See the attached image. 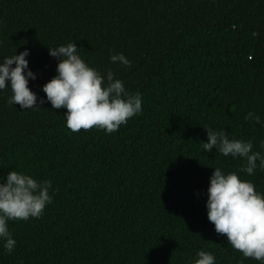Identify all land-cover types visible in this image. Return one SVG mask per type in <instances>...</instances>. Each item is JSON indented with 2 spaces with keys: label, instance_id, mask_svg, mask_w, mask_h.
Instances as JSON below:
<instances>
[{
  "label": "trees",
  "instance_id": "1",
  "mask_svg": "<svg viewBox=\"0 0 264 264\" xmlns=\"http://www.w3.org/2000/svg\"><path fill=\"white\" fill-rule=\"evenodd\" d=\"M74 42L108 70L142 112L118 131L71 132L66 109L7 103L0 92V177L15 170L51 180L40 218L9 221L16 240L0 264H187L198 250L216 264L244 258L207 220L213 169L236 172L264 193V170L204 152V127L251 140L264 153V0H0V62L26 48L38 98L55 74L47 48ZM123 53L131 67L111 63ZM14 67V65H13Z\"/></svg>",
  "mask_w": 264,
  "mask_h": 264
},
{
  "label": "clouds",
  "instance_id": "2",
  "mask_svg": "<svg viewBox=\"0 0 264 264\" xmlns=\"http://www.w3.org/2000/svg\"><path fill=\"white\" fill-rule=\"evenodd\" d=\"M47 49L57 59L56 74L41 86L45 94L42 98L28 87L29 80H35L36 75L29 69L27 48L0 62V92L11 93L7 99L10 106L18 104L24 111L35 110L38 102L47 101L52 109L64 108L65 126L74 133L95 127L112 134L142 112L141 93H129L111 70L105 76L90 67L78 54L74 42ZM110 62L131 67V61L123 53L110 55ZM244 119L264 127L260 117L252 112L246 113ZM204 129L207 136L206 142H201L204 152L215 148L219 155L241 159L244 161L241 171L249 176L257 168L264 170V153L253 151L251 140L229 138L224 130ZM51 188V180H37L15 170L0 177V242L6 253L11 254L16 247L9 221L40 218L52 203ZM206 195V216L215 232L224 235L228 245L244 258L264 264V193L257 192L251 181L240 179L236 172L216 167L209 177ZM187 264H216V257L198 250Z\"/></svg>",
  "mask_w": 264,
  "mask_h": 264
}]
</instances>
